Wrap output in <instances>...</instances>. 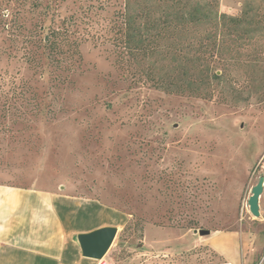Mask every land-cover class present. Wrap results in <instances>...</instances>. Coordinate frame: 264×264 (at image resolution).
<instances>
[{
  "label": "rangeland",
  "instance_id": "1",
  "mask_svg": "<svg viewBox=\"0 0 264 264\" xmlns=\"http://www.w3.org/2000/svg\"><path fill=\"white\" fill-rule=\"evenodd\" d=\"M261 176L264 0H0V183L128 213L107 262L264 264Z\"/></svg>",
  "mask_w": 264,
  "mask_h": 264
},
{
  "label": "crops",
  "instance_id": "2",
  "mask_svg": "<svg viewBox=\"0 0 264 264\" xmlns=\"http://www.w3.org/2000/svg\"><path fill=\"white\" fill-rule=\"evenodd\" d=\"M129 222L128 213L93 197L0 183V264H98L83 256L78 237L107 227L118 235ZM241 234L248 251L244 260L220 245L237 232L210 231L206 242L228 264H252L251 237Z\"/></svg>",
  "mask_w": 264,
  "mask_h": 264
},
{
  "label": "water",
  "instance_id": "3",
  "mask_svg": "<svg viewBox=\"0 0 264 264\" xmlns=\"http://www.w3.org/2000/svg\"><path fill=\"white\" fill-rule=\"evenodd\" d=\"M251 193L247 205L252 216L258 218L261 216L260 201L264 194V176H261L259 182L253 186ZM198 232L200 236L210 235L208 230H199ZM117 233L116 228L107 227L92 234L80 235L78 242H80L83 256L93 260H103L114 244Z\"/></svg>",
  "mask_w": 264,
  "mask_h": 264
},
{
  "label": "built area",
  "instance_id": "4",
  "mask_svg": "<svg viewBox=\"0 0 264 264\" xmlns=\"http://www.w3.org/2000/svg\"><path fill=\"white\" fill-rule=\"evenodd\" d=\"M98 264H111L109 261L107 262L105 259L100 260Z\"/></svg>",
  "mask_w": 264,
  "mask_h": 264
},
{
  "label": "trees",
  "instance_id": "5",
  "mask_svg": "<svg viewBox=\"0 0 264 264\" xmlns=\"http://www.w3.org/2000/svg\"><path fill=\"white\" fill-rule=\"evenodd\" d=\"M123 31V33L125 32V29H124V27H123V29H121V31H119V32H122ZM168 31V30H167Z\"/></svg>",
  "mask_w": 264,
  "mask_h": 264
}]
</instances>
